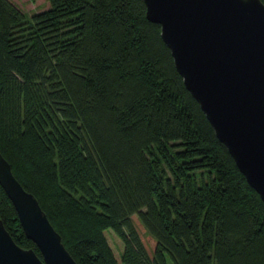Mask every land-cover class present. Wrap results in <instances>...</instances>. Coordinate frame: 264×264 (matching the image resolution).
<instances>
[{"label":"trees","instance_id":"obj_1","mask_svg":"<svg viewBox=\"0 0 264 264\" xmlns=\"http://www.w3.org/2000/svg\"><path fill=\"white\" fill-rule=\"evenodd\" d=\"M45 1L0 0V152L76 262L264 264V201L143 0ZM0 219L41 256L1 186Z\"/></svg>","mask_w":264,"mask_h":264},{"label":"water","instance_id":"obj_2","mask_svg":"<svg viewBox=\"0 0 264 264\" xmlns=\"http://www.w3.org/2000/svg\"><path fill=\"white\" fill-rule=\"evenodd\" d=\"M143 2L146 17L160 25L185 87L247 183L264 201V2ZM0 186L26 237L41 254L17 244L0 219V264H78L1 152Z\"/></svg>","mask_w":264,"mask_h":264},{"label":"rangeland","instance_id":"obj_3","mask_svg":"<svg viewBox=\"0 0 264 264\" xmlns=\"http://www.w3.org/2000/svg\"><path fill=\"white\" fill-rule=\"evenodd\" d=\"M12 1L15 2L21 9L25 10L27 14L37 10L36 9L37 7L46 4L45 0H12ZM146 240H147L146 241L147 244L151 245V240L147 238ZM111 244L115 252L118 254V252L120 251V243L118 241L114 242V239H113L111 241Z\"/></svg>","mask_w":264,"mask_h":264}]
</instances>
